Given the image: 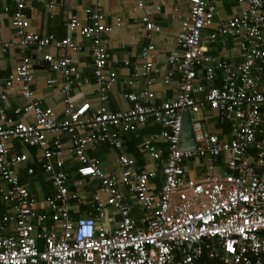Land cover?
I'll return each instance as SVG.
<instances>
[{"label":"built area","instance_id":"built-area-1","mask_svg":"<svg viewBox=\"0 0 264 264\" xmlns=\"http://www.w3.org/2000/svg\"><path fill=\"white\" fill-rule=\"evenodd\" d=\"M145 1L138 0V4ZM15 2L12 24L19 35L21 59L5 78L2 97L7 98L9 92L22 95L24 104L15 112L31 114L33 120L0 117V176L8 184L0 187V196L9 206L0 227L15 224L14 233L0 236V264H264V0H235L237 13L220 24H214V0H188L190 12L182 18L177 50L167 58L180 72L175 98L157 101L154 83L163 67L154 59L155 45L151 43L132 64L134 74L144 77V87L125 94L134 105L120 111L108 106L118 73L108 68L111 54L106 36L112 26L104 22L100 8L86 9L89 24L76 13L67 14V27L86 39L82 43L71 35L58 38L32 29L25 12L29 0ZM54 5L52 1L50 6ZM142 21L147 30L161 28L148 14ZM206 28H212L208 40L203 35ZM208 42L219 43L227 52L238 50L240 59H231L229 53H211ZM13 44L0 40L1 52ZM46 47L64 50L62 55H43L50 70L64 78L63 117L43 107L32 87L35 74L30 51ZM87 48L100 100L96 108L89 101L77 104L73 96L81 73L72 53ZM173 73V69L168 72L167 82ZM55 81L49 79V83ZM206 108L229 121L230 139L205 133L198 114ZM186 109L194 113L196 149L180 148ZM149 118L162 128L144 137L143 150L159 159L163 149L157 143L163 141L167 146L160 189L151 183L157 170L136 165L124 151L121 133L143 127ZM57 131L70 135L80 162L79 175L100 183L95 194L98 216L75 219L71 215L70 201L79 194L69 187L63 142L59 138L49 141L48 134ZM12 139L43 150L45 170L54 186V194L47 198L51 213L37 209V199L21 181L17 167L28 155H12ZM102 143L120 150V173L105 170L98 158L88 154ZM199 157H205L207 165L196 178L185 164ZM220 158L225 170L218 169ZM123 185L137 198L143 212L141 224L131 215ZM107 205L121 214L114 231L98 222ZM48 219L56 224L54 228L44 225Z\"/></svg>","mask_w":264,"mask_h":264},{"label":"crops","instance_id":"crops-1","mask_svg":"<svg viewBox=\"0 0 264 264\" xmlns=\"http://www.w3.org/2000/svg\"><path fill=\"white\" fill-rule=\"evenodd\" d=\"M55 1L54 6L50 3ZM217 5V14L214 24H220L223 20L230 18L237 13L238 7L235 0H214ZM159 6V8H158ZM89 7L100 8L104 15V22L112 26V30L107 34V46L110 51L109 69L118 73V79L109 91L108 106L114 111L127 110L134 105L125 94L129 92H139L144 87V77L141 74H134L133 63L138 59L142 49L154 44L152 52L154 59L163 67L154 83L157 92V101L162 102L175 98L180 80V72L167 62L169 54L176 48L177 33L181 29L182 18L189 14L190 4L188 0H146L140 6L138 0H29L25 12L31 21V28L42 33L54 34L58 38L71 35L76 40L85 43L86 39L79 32L71 31L66 25L67 14L76 13L80 20L89 24L86 9ZM15 0H0V40H10L14 44L7 51L0 50V117L2 114L15 119H22L28 122L33 120L31 114H17L15 109L24 104L22 95L14 92L7 93V98H3L5 93V78L11 73L14 66L20 61L18 46L19 35L12 24V15L16 11ZM148 14L151 19L159 25L160 30H147L142 17ZM120 21V22H119ZM119 22V23H118ZM212 28L204 30V38L208 40ZM209 51L213 54L229 53L233 60H239V51L223 49L219 43H207ZM45 53L62 55L64 50L55 47H46L43 51L31 50L35 79L32 84L36 92V99L43 107L52 108L60 117L64 113V99L61 91L64 78L55 71H51L49 64L44 60ZM81 73V82L76 84L73 96L77 104L89 101L93 108L100 104L98 90L94 74L93 58L90 50L74 51L72 53ZM129 61L130 64H126ZM173 69L174 73L170 81H166L168 72ZM56 79L54 83H49V79ZM132 81V82H131ZM198 117L202 119L205 133H216L222 138H231V126L229 121L224 120L215 111L209 108L202 110ZM161 126L149 118L146 125L135 131H121L124 138V151L134 158L136 165L142 169H156L157 176L151 179L152 185L160 189L163 184V174L161 168L167 156L166 143H157L163 149L161 158L155 159L143 150V139L148 134L158 132ZM50 143L56 138L61 139L64 144V167L70 174L69 187L73 192H77L78 198L71 199V215L77 219L82 216H98L95 194L100 189V183L90 177H82L78 173L80 162L72 150V142L69 134L57 131L49 133ZM11 154H27V160L21 162L18 167V175L21 181L28 187L31 194L37 199V209L41 212L51 213L47 203V198L54 194V186L51 175L45 170L47 159L43 155V150L39 147H32L24 144L19 139L10 141ZM90 156L101 161L105 170L120 173L123 166L118 161L120 150L108 143H102L96 148L88 150ZM54 161V159H53ZM218 169L225 170V162L220 158L217 161ZM207 165L205 157L193 158L186 161V169L191 175L200 178ZM29 169H33L31 173ZM7 183L0 176V187H7ZM125 197V202L131 208V215L141 224L143 212L139 208L137 198L126 186L121 187ZM103 198L106 194L103 192ZM9 211L8 204L0 196V220ZM121 214L112 205L105 207L104 217L99 219V224L114 231L121 221ZM48 228H54L55 223L48 219L44 224ZM15 224L7 222L4 227H0V236L14 233ZM42 243V242H41Z\"/></svg>","mask_w":264,"mask_h":264},{"label":"water","instance_id":"water-1","mask_svg":"<svg viewBox=\"0 0 264 264\" xmlns=\"http://www.w3.org/2000/svg\"><path fill=\"white\" fill-rule=\"evenodd\" d=\"M193 118V111L191 109H186L183 122L182 139L180 143L181 149H196L198 146L193 127Z\"/></svg>","mask_w":264,"mask_h":264}]
</instances>
